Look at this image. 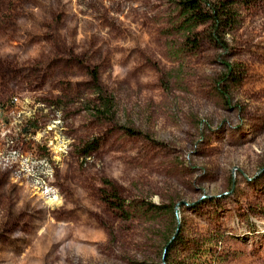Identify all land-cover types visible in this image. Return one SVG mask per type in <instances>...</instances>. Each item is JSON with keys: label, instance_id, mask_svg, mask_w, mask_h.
I'll use <instances>...</instances> for the list:
<instances>
[{"label": "rangeland", "instance_id": "374dc122", "mask_svg": "<svg viewBox=\"0 0 264 264\" xmlns=\"http://www.w3.org/2000/svg\"><path fill=\"white\" fill-rule=\"evenodd\" d=\"M172 13L171 0H0V104L36 112L26 147L53 141L54 174L46 197L0 168V264H167L179 230L190 246L170 264H211L208 248L229 254L215 264H264V0L242 9L228 51L206 44L183 66L167 52ZM225 63L243 74L227 98ZM92 71L112 121L94 116Z\"/></svg>", "mask_w": 264, "mask_h": 264}, {"label": "trees", "instance_id": "16d2710c", "mask_svg": "<svg viewBox=\"0 0 264 264\" xmlns=\"http://www.w3.org/2000/svg\"><path fill=\"white\" fill-rule=\"evenodd\" d=\"M258 0H171L173 6L172 17L169 22V27L166 30L168 36L167 52L171 59L179 61L182 66L189 57H197L206 44L211 45L217 50L230 49L228 38L239 30L243 24L242 9L249 8L255 5ZM226 73L218 80V91L223 98H227V87L237 86L241 84L243 74L240 66L225 63ZM94 78L93 86L94 93L97 96L95 100L93 112L96 119L112 121L117 113L116 103L113 97L106 94L105 90L99 82V77L96 71H92ZM97 101V102H96ZM130 135H138L132 129H126ZM99 141H93L83 145L84 154L97 150ZM117 204L114 208L123 209L126 206L136 208L141 215L146 217H160L163 215L176 217V206L156 205V204H140L134 205L128 202H123L117 195L113 196ZM214 198L212 202L217 201ZM113 199L111 202H114ZM110 202V201H108ZM195 208V206H192ZM183 232L179 230L174 238L168 241L166 246L165 261L169 263L173 253L178 251V248L189 247ZM199 246L194 249L198 251ZM196 250V251H195ZM206 254L211 255L212 262H223L228 259L229 254L211 253L212 249H206ZM197 253V252H196ZM198 254H202L199 253ZM197 254V255H198Z\"/></svg>", "mask_w": 264, "mask_h": 264}, {"label": "built area", "instance_id": "2783aa9c", "mask_svg": "<svg viewBox=\"0 0 264 264\" xmlns=\"http://www.w3.org/2000/svg\"><path fill=\"white\" fill-rule=\"evenodd\" d=\"M35 117L36 112L31 111L28 104L24 105V100L19 96L0 104V168L14 170L18 179L25 177L37 184L36 189L42 190L43 184L54 179V174L49 169V153L53 141L44 143L43 151H39L34 145L26 147L30 140H34L29 137L31 134L28 133L27 125ZM55 127H48L49 131L56 132ZM59 156L61 151L56 154L55 159ZM51 190L44 187L42 195L51 197Z\"/></svg>", "mask_w": 264, "mask_h": 264}, {"label": "bare ground", "instance_id": "6f19581e", "mask_svg": "<svg viewBox=\"0 0 264 264\" xmlns=\"http://www.w3.org/2000/svg\"><path fill=\"white\" fill-rule=\"evenodd\" d=\"M57 199V198H56Z\"/></svg>", "mask_w": 264, "mask_h": 264}]
</instances>
